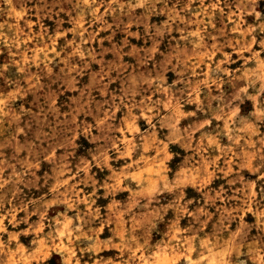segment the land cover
Masks as SVG:
<instances>
[{
	"label": "clouds",
	"instance_id": "9594fccd",
	"mask_svg": "<svg viewBox=\"0 0 264 264\" xmlns=\"http://www.w3.org/2000/svg\"><path fill=\"white\" fill-rule=\"evenodd\" d=\"M0 264H264V0H0Z\"/></svg>",
	"mask_w": 264,
	"mask_h": 264
}]
</instances>
